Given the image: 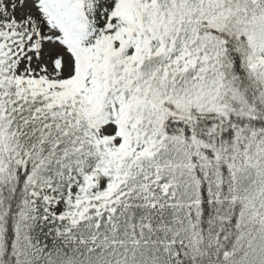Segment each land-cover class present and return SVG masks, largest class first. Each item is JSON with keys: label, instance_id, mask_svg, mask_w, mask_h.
Returning a JSON list of instances; mask_svg holds the SVG:
<instances>
[{"label": "snow or ice", "instance_id": "1", "mask_svg": "<svg viewBox=\"0 0 264 264\" xmlns=\"http://www.w3.org/2000/svg\"><path fill=\"white\" fill-rule=\"evenodd\" d=\"M0 264H264V0H0Z\"/></svg>", "mask_w": 264, "mask_h": 264}]
</instances>
